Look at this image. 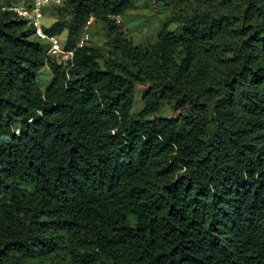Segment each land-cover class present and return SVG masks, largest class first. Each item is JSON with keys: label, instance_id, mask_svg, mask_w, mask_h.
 Masks as SVG:
<instances>
[{"label": "trees", "instance_id": "16d2710c", "mask_svg": "<svg viewBox=\"0 0 264 264\" xmlns=\"http://www.w3.org/2000/svg\"><path fill=\"white\" fill-rule=\"evenodd\" d=\"M154 2L143 47L134 0L52 6L66 64L0 8V264H264V0Z\"/></svg>", "mask_w": 264, "mask_h": 264}, {"label": "rangeland", "instance_id": "374dc122", "mask_svg": "<svg viewBox=\"0 0 264 264\" xmlns=\"http://www.w3.org/2000/svg\"><path fill=\"white\" fill-rule=\"evenodd\" d=\"M12 0H0V8L8 9L13 4ZM172 12L155 4L154 0H134L133 7L127 10L120 18L119 25L125 30L128 37L136 46L143 47L147 43L153 42L156 39L157 33L162 24L171 16ZM57 17L54 15V7L45 9V16L42 18V23L45 27L50 26ZM66 20V19H65ZM90 31L93 36V47L97 48L104 57L116 59V56H110L109 49L105 43V32L99 22H93ZM65 33L60 35L63 41ZM44 46H47V41H42ZM57 61V56H51ZM49 82V73L46 68L40 71L38 76V84L40 89H45ZM148 84H137L134 89V103L131 113L135 116L143 107L142 98ZM177 114L172 103H162L159 111L154 116L172 117Z\"/></svg>", "mask_w": 264, "mask_h": 264}, {"label": "built area", "instance_id": "2783aa9c", "mask_svg": "<svg viewBox=\"0 0 264 264\" xmlns=\"http://www.w3.org/2000/svg\"><path fill=\"white\" fill-rule=\"evenodd\" d=\"M64 0H24L12 4L8 9L13 11L19 19H24L32 28V37L47 41V54L57 56V62L66 64L72 59L73 52L66 50L58 34H47L44 30L42 18L45 16V9L49 6H59ZM94 19L90 16L84 23L77 40V46L83 47L93 41L90 27Z\"/></svg>", "mask_w": 264, "mask_h": 264}, {"label": "crops", "instance_id": "0c3cea01", "mask_svg": "<svg viewBox=\"0 0 264 264\" xmlns=\"http://www.w3.org/2000/svg\"><path fill=\"white\" fill-rule=\"evenodd\" d=\"M12 1H14L12 3L15 4V3H19V2L24 1V0H12Z\"/></svg>", "mask_w": 264, "mask_h": 264}]
</instances>
